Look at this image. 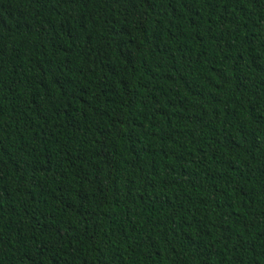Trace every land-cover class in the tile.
<instances>
[{
	"label": "trees",
	"instance_id": "obj_1",
	"mask_svg": "<svg viewBox=\"0 0 264 264\" xmlns=\"http://www.w3.org/2000/svg\"><path fill=\"white\" fill-rule=\"evenodd\" d=\"M0 264H264V0H0Z\"/></svg>",
	"mask_w": 264,
	"mask_h": 264
}]
</instances>
